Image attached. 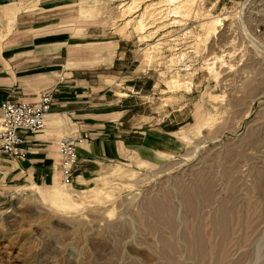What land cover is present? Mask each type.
Listing matches in <instances>:
<instances>
[{
    "label": "rangeland",
    "instance_id": "1",
    "mask_svg": "<svg viewBox=\"0 0 264 264\" xmlns=\"http://www.w3.org/2000/svg\"><path fill=\"white\" fill-rule=\"evenodd\" d=\"M8 1L13 20L128 38L146 82L127 116L174 129L184 148L56 183L73 207L41 197L54 184L14 190L0 264H264V0Z\"/></svg>",
    "mask_w": 264,
    "mask_h": 264
},
{
    "label": "crops",
    "instance_id": "2",
    "mask_svg": "<svg viewBox=\"0 0 264 264\" xmlns=\"http://www.w3.org/2000/svg\"><path fill=\"white\" fill-rule=\"evenodd\" d=\"M12 6L0 0V105L7 98L36 101L43 90L53 102L41 130L20 131L25 157L0 153V205L25 185L60 182L57 140L64 135L86 136L77 147L74 179L104 162L134 156L156 166L183 151L184 138L174 129L127 116V97L146 82L129 57L134 49L128 38L83 36L45 15L13 20L5 15Z\"/></svg>",
    "mask_w": 264,
    "mask_h": 264
},
{
    "label": "built area",
    "instance_id": "3",
    "mask_svg": "<svg viewBox=\"0 0 264 264\" xmlns=\"http://www.w3.org/2000/svg\"><path fill=\"white\" fill-rule=\"evenodd\" d=\"M52 94L43 90L33 102L5 99L1 102L0 153L9 157H25L26 149L21 130L36 132L45 125V119L52 107ZM86 140L84 135H64L57 140V151L61 157V182L70 185L74 181L75 170L79 165L77 147Z\"/></svg>",
    "mask_w": 264,
    "mask_h": 264
},
{
    "label": "bare ground",
    "instance_id": "4",
    "mask_svg": "<svg viewBox=\"0 0 264 264\" xmlns=\"http://www.w3.org/2000/svg\"><path fill=\"white\" fill-rule=\"evenodd\" d=\"M188 1V0H187ZM142 24V23H141ZM143 25V24H142ZM113 172V171H112ZM115 175H122L119 171H114ZM262 173V172H261ZM263 181V180H262ZM207 190V189H206ZM261 190V189H260ZM193 192V191H192ZM97 194V193H96ZM110 193L105 192V195L108 196ZM40 195L44 199H50L51 201L55 202L59 206H67V207H73L77 204L78 202L75 201V199L72 197V195L65 191L58 189L56 187V184L52 186V189L49 191H43L40 192ZM206 196V195H205ZM209 197V196H208ZM250 200V199H249ZM149 208V207H148ZM250 210V209H249ZM255 211V210H253ZM146 215V214H145ZM251 216V215H250ZM257 217V216H256ZM259 217V216H258ZM153 218V217H152ZM249 218V216H248ZM250 226V225H249ZM247 233V232H246ZM249 235V234H248ZM248 237V236H247ZM237 238V237H236ZM230 241V240H229ZM229 244V243H228Z\"/></svg>",
    "mask_w": 264,
    "mask_h": 264
}]
</instances>
